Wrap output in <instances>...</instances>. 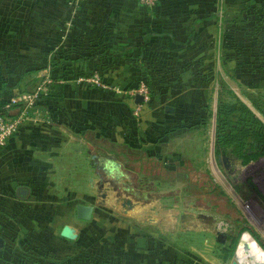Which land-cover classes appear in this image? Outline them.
I'll list each match as a JSON object with an SVG mask.
<instances>
[{
  "label": "crops",
  "instance_id": "1",
  "mask_svg": "<svg viewBox=\"0 0 264 264\" xmlns=\"http://www.w3.org/2000/svg\"><path fill=\"white\" fill-rule=\"evenodd\" d=\"M117 3L120 5L121 1ZM92 5L99 6L98 18L91 17ZM100 7L105 8L104 0H0V23L9 20L0 30V99L34 86L47 63L54 64L47 68L53 77L68 68L105 70L110 63L91 58L86 52L92 39L94 46L132 51L139 38L143 40L139 47L143 46L147 54L160 44L168 57V71L177 69L178 64L182 74L193 71L189 82L195 85L201 80L194 74L201 72L206 66L203 62L209 60V70L213 72L210 86L216 85L222 69L229 87L241 90L246 98L264 95V0H156L148 8L145 23L130 17L131 24L124 23L123 27L117 20H107ZM258 22L263 24L256 25ZM126 38L131 44H122ZM59 59L66 63L59 64ZM113 65V70L126 68L120 55ZM31 70L35 74L31 75ZM116 78L114 81L119 83H132L129 78ZM183 81L189 85L188 80ZM167 83L179 84V80L169 79ZM56 84L61 86L60 95L40 96L37 100L38 108L46 112L40 111L28 119L0 148V210L16 225L15 231L9 229V235L16 231L21 234L24 229L38 232L39 240L47 246L39 242L37 251L52 254L53 264H62L59 261L64 259L73 262L78 256L90 258L95 251L90 248L107 247L114 248L113 264H211L196 249L200 245L179 242L169 217L177 215L176 210L167 212L163 205L159 208L137 200H147L149 195L141 187L127 191L117 174L104 177V166H110L105 158L122 166L120 158L107 156L99 145L94 148L93 157L90 155L91 146L84 133L91 124L109 122L115 129L116 124L123 122L127 128L111 129L115 140L134 136L147 143L162 133V113L151 110L141 116L136 135L130 109L136 112L143 101H133L137 91L129 96V109L126 95L66 79ZM164 114L170 115V111L165 110ZM139 152L150 156L149 163L161 162V174L167 166H177L155 149ZM125 199L129 202L121 204ZM76 203L92 205L89 219L75 216ZM8 209L11 211L6 212ZM185 213L190 211L186 208L182 215ZM111 223L112 242L104 237ZM64 225L68 236L60 234ZM4 227L0 224L1 229ZM138 236L145 238L143 247L136 246ZM0 238L1 247L5 248V238L1 234Z\"/></svg>",
  "mask_w": 264,
  "mask_h": 264
},
{
  "label": "rangeland",
  "instance_id": "2",
  "mask_svg": "<svg viewBox=\"0 0 264 264\" xmlns=\"http://www.w3.org/2000/svg\"><path fill=\"white\" fill-rule=\"evenodd\" d=\"M104 1L105 8L100 7V9L104 11L107 20H117L122 23V27L124 23L126 26L131 24L130 17H138L145 23L144 20L149 13L148 8L150 7L143 6L136 0H119L121 1L120 5H117L118 0ZM89 9L92 12L91 17H99V6L92 5ZM8 21L0 23V30H4L2 26L8 25ZM10 24L13 27L14 24ZM219 24L222 25V23ZM260 24L262 25L263 22H258L256 25ZM262 30L264 29L262 28ZM120 31V34L123 35L124 30ZM127 32L129 33V31ZM127 38L123 39L122 44L124 42L131 44ZM93 41L95 39L89 41L90 44L86 52H89L91 58L95 57L100 62L105 60L107 64L110 63L105 65V70L98 69V67L88 70L86 68H68L53 77L47 68L54 64L47 63V68L42 71L41 79L34 86L42 79L48 82L61 81V83L64 79L71 80L77 84L111 91L122 96L126 95L129 98L128 107L130 109L132 100L129 96L132 92H136L141 85H144L147 88V99L141 102L137 111L133 109L136 112H132L130 109L135 134H138L137 128L140 127L141 119H143L141 116H144L145 113L149 114L151 110H158L163 117L160 120L162 133L156 137V140L147 143L134 136L120 140L117 137L115 140L116 136L110 134H113L117 128L119 130L127 128L125 127L127 124L123 122L120 125L116 124L115 129L109 122L106 125L99 124V126L91 124L84 133V136L89 139L91 157H93L94 148L98 145L106 148L107 156L109 154L116 159L118 155L109 152L108 148H116L128 154L139 152L141 149H146L149 152L155 149L162 158L169 159L170 163L174 162L177 166L176 168L167 166L161 177L153 181L143 175H137L135 187H141L149 195L147 200L142 198L137 200L157 204L159 208L160 205H163L167 212L176 210L177 215L169 217H172L170 218L171 223L173 222L171 227L175 226L179 242L183 244L194 242V244L200 245L201 248L197 247L196 249H200L202 255L210 260L208 262L211 264H233L235 262L243 264L234 258L238 238L241 239L243 233H248L256 242L257 248L264 252V153L255 158H246L243 155L238 156L232 146L218 152H215L213 148V115L217 97L225 101H232L234 93L258 113L248 98L243 96L241 90H237L236 87L233 89L229 87L230 82L226 83L225 72L222 69L218 71L216 85L210 86L213 72L209 70V60L203 62L206 66L201 72L196 71L194 74L201 80L199 85H195L197 83L189 82L194 72L182 74L178 69L180 64L175 65L177 69L172 68L168 71L166 61L168 57L161 49L160 44L147 54L143 46L139 47V42L143 41L141 38L136 41L134 44L136 49L132 51L123 47V49H116L94 46L91 43ZM125 54L130 55L125 56ZM119 55L121 59H124V65H126L122 71L112 69L116 68L113 62L119 59ZM208 57L204 56L206 59ZM141 61H146L147 64L145 66L134 65V62ZM190 62L194 63L192 60ZM58 63L65 64L66 62L59 59ZM219 63L221 64V61ZM2 73L3 71L0 70V76ZM30 73L33 75L35 71L31 70ZM120 77L121 79H132V83L123 84V82L114 81L115 78L119 79ZM169 79L179 80V84L169 85L167 83ZM183 80H188L189 85H184L185 81ZM34 86L23 91L28 92ZM136 105L133 104V107ZM165 110L170 111V115H165ZM122 120L124 119L122 118ZM132 134L134 135V133ZM244 146V154L251 155L256 152V145L246 142ZM193 172L197 173L199 180L196 184L191 182ZM208 179L212 185L224 192L228 200L217 195L216 191L206 195L205 185ZM199 183L200 185L196 186ZM97 197L96 199H99ZM186 208L190 213L182 215ZM9 211L11 210L8 209L6 212ZM110 218L112 220V216ZM116 221L114 220V222ZM0 224L5 226V229L0 228V234L6 241L5 248H0V264H53L55 257L52 254L47 251L40 253L37 251L39 242L45 243L39 240L38 232L24 229L21 234L16 231L15 234L9 235V229L15 231L16 225L13 224L10 216L4 213L3 209L0 210ZM107 227L106 229L110 228V230L104 232L106 234L104 237H107L105 238L107 241L112 242L114 239L113 224H108ZM6 229L8 230L6 231ZM111 248L113 247H107L106 250L90 248L95 250L92 251L90 258L78 256L70 264H113L114 251L112 250L114 248ZM40 259H42L41 262ZM63 262L65 261H62V264H67V262Z\"/></svg>",
  "mask_w": 264,
  "mask_h": 264
},
{
  "label": "trees",
  "instance_id": "3",
  "mask_svg": "<svg viewBox=\"0 0 264 264\" xmlns=\"http://www.w3.org/2000/svg\"><path fill=\"white\" fill-rule=\"evenodd\" d=\"M45 87V94L47 96H58L61 93V86L56 84L54 80L47 83ZM228 90L230 91V89ZM233 95L234 99L232 101H225L220 99V97H217L216 99L213 115L214 151L218 152L223 148L232 146L233 151L238 156L243 155L246 158H255L264 153V95L253 94L248 96L251 105L258 113H256L251 106L240 99L237 95L234 93ZM7 101L8 99L6 98L0 99V113L12 116L14 112L21 108L22 102H9V104L5 106L4 104ZM36 105L38 104L36 103ZM246 142L256 145V152L254 154H244V144ZM107 150L117 154L118 159H121L123 165L121 164L122 166H118L119 164L117 162L106 157L105 160L110 163V166H104L106 172L104 177H109L111 175L110 173H112V176L113 174H117L118 181H121L124 184L127 191L131 190L132 187H135L137 175H143V177L151 180L158 179L163 174H161V162L158 164L149 163L150 156L146 155L144 152L141 153L135 151L136 153L128 154L116 148H108ZM191 182H194L195 184L199 182L197 173H192ZM199 185L200 183L196 186ZM205 186L206 195L211 194L212 191H216L217 195L223 196L228 200L221 189L212 185L210 179L206 180ZM235 220L237 221L238 219L236 218ZM62 261L67 262V264L71 263L69 259L60 260L59 263Z\"/></svg>",
  "mask_w": 264,
  "mask_h": 264
},
{
  "label": "built area",
  "instance_id": "4",
  "mask_svg": "<svg viewBox=\"0 0 264 264\" xmlns=\"http://www.w3.org/2000/svg\"><path fill=\"white\" fill-rule=\"evenodd\" d=\"M139 4L147 7H152L156 0H137ZM48 81L42 79L36 84L32 90L28 92H18V94L9 96L8 101L4 104L7 106L9 102L21 101V108L16 111L12 116H7L0 113V148L3 147L10 137H12L22 125L30 118H35L41 110L36 105L40 96H46V84ZM102 85V84H101ZM137 93L142 95V100L147 99V88L142 86L137 90ZM133 94V93H132Z\"/></svg>",
  "mask_w": 264,
  "mask_h": 264
},
{
  "label": "water",
  "instance_id": "5",
  "mask_svg": "<svg viewBox=\"0 0 264 264\" xmlns=\"http://www.w3.org/2000/svg\"><path fill=\"white\" fill-rule=\"evenodd\" d=\"M142 100V95L139 93L134 94L133 101L140 102ZM18 189V188H17ZM129 199L123 200L121 204L128 203ZM75 216L79 219H89L92 212L91 204L76 203L74 206ZM68 227L66 225L62 226L60 234L63 236H68ZM256 244V242L251 239L249 242L242 241L238 238L236 246L242 251L243 255L250 260V264H264V260L256 259L250 249V244ZM135 243L137 247H143L145 244V238L143 236H138L135 238ZM2 246V239L0 238V247Z\"/></svg>",
  "mask_w": 264,
  "mask_h": 264
},
{
  "label": "bare ground",
  "instance_id": "6",
  "mask_svg": "<svg viewBox=\"0 0 264 264\" xmlns=\"http://www.w3.org/2000/svg\"><path fill=\"white\" fill-rule=\"evenodd\" d=\"M251 239L252 238L248 235V233H243V235L240 239V242H242V241L249 242ZM250 249H251V252H252L254 258L264 260V252L261 249H258L256 244L251 243ZM234 258L236 260L242 262L243 264H250V260L243 255L242 251L238 247L236 249ZM233 264H238V263L235 262Z\"/></svg>",
  "mask_w": 264,
  "mask_h": 264
}]
</instances>
